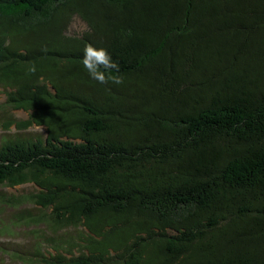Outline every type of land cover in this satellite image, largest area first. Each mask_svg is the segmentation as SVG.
Returning <instances> with one entry per match:
<instances>
[{"label": "trees", "instance_id": "trees-1", "mask_svg": "<svg viewBox=\"0 0 264 264\" xmlns=\"http://www.w3.org/2000/svg\"><path fill=\"white\" fill-rule=\"evenodd\" d=\"M0 89V186L84 228L36 264H264V0H0Z\"/></svg>", "mask_w": 264, "mask_h": 264}, {"label": "rangeland", "instance_id": "rangeland-1", "mask_svg": "<svg viewBox=\"0 0 264 264\" xmlns=\"http://www.w3.org/2000/svg\"><path fill=\"white\" fill-rule=\"evenodd\" d=\"M89 30L87 23L75 16L64 33L69 37L80 38ZM28 119L29 113L15 110L0 89V148L8 141L44 139L46 128L43 127L34 126L26 131H18L15 125L9 129L5 127L10 121ZM36 191L33 183L13 188L9 185L0 186V264H36L33 261L36 247L41 253H49L56 244L75 245L84 237V228L81 226L65 228L51 223L47 217L51 211L37 207L32 201L31 196ZM28 216L35 217L22 219Z\"/></svg>", "mask_w": 264, "mask_h": 264}, {"label": "clouds", "instance_id": "clouds-1", "mask_svg": "<svg viewBox=\"0 0 264 264\" xmlns=\"http://www.w3.org/2000/svg\"><path fill=\"white\" fill-rule=\"evenodd\" d=\"M88 51L91 52V48H89Z\"/></svg>", "mask_w": 264, "mask_h": 264}]
</instances>
